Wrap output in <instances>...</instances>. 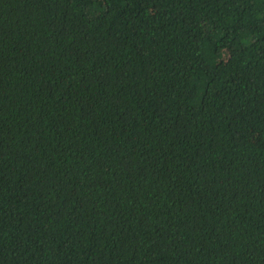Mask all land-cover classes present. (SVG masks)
Instances as JSON below:
<instances>
[{"label":"trees","instance_id":"16d2710c","mask_svg":"<svg viewBox=\"0 0 264 264\" xmlns=\"http://www.w3.org/2000/svg\"><path fill=\"white\" fill-rule=\"evenodd\" d=\"M0 264H264V0H0Z\"/></svg>","mask_w":264,"mask_h":264},{"label":"rangeland","instance_id":"374dc122","mask_svg":"<svg viewBox=\"0 0 264 264\" xmlns=\"http://www.w3.org/2000/svg\"><path fill=\"white\" fill-rule=\"evenodd\" d=\"M220 59H222V57H220ZM251 138H252V137H251ZM252 140L255 141V137H254V136H253Z\"/></svg>","mask_w":264,"mask_h":264}]
</instances>
